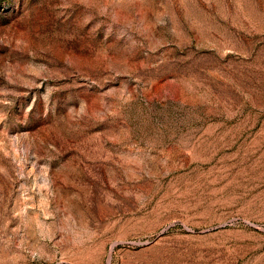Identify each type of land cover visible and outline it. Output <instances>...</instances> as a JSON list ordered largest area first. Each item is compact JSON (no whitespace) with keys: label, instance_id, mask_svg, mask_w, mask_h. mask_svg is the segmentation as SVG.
<instances>
[{"label":"rangeland","instance_id":"374dc122","mask_svg":"<svg viewBox=\"0 0 264 264\" xmlns=\"http://www.w3.org/2000/svg\"><path fill=\"white\" fill-rule=\"evenodd\" d=\"M0 264H264V0H0Z\"/></svg>","mask_w":264,"mask_h":264}]
</instances>
